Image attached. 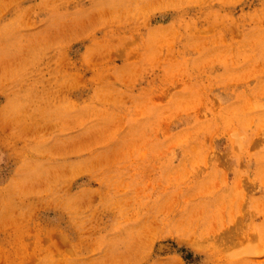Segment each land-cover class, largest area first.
<instances>
[{"label": "rangeland", "instance_id": "obj_1", "mask_svg": "<svg viewBox=\"0 0 264 264\" xmlns=\"http://www.w3.org/2000/svg\"><path fill=\"white\" fill-rule=\"evenodd\" d=\"M0 264H264V0H0Z\"/></svg>", "mask_w": 264, "mask_h": 264}]
</instances>
